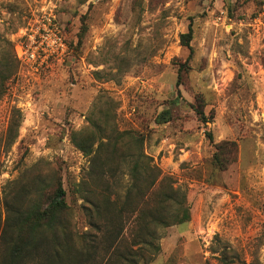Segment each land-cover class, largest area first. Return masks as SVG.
Segmentation results:
<instances>
[{"label":"rangeland","instance_id":"1","mask_svg":"<svg viewBox=\"0 0 264 264\" xmlns=\"http://www.w3.org/2000/svg\"><path fill=\"white\" fill-rule=\"evenodd\" d=\"M44 11L71 53L36 68L18 60L17 43ZM190 25L192 49L181 44ZM106 109L120 130L144 134L152 163L190 205L189 221L159 228L148 264H264V0H0V229L13 182L59 176L84 224L75 189L89 159L72 133ZM164 109L171 120L159 124ZM11 117L21 125L8 144ZM223 140L237 144L226 170L213 163Z\"/></svg>","mask_w":264,"mask_h":264},{"label":"trees","instance_id":"2","mask_svg":"<svg viewBox=\"0 0 264 264\" xmlns=\"http://www.w3.org/2000/svg\"><path fill=\"white\" fill-rule=\"evenodd\" d=\"M193 36L190 25L181 34V44L192 49ZM185 66L182 63L179 72ZM203 107L200 102L194 110L206 122ZM103 113V117L90 119L88 129L72 133L73 143L89 159L85 176L75 189L81 199L78 207L84 224L79 225L75 209L67 200L61 176L51 180L18 179L4 192L2 264H148L161 252L159 228L190 220L186 196L175 189L172 176L152 163L153 157L145 150L144 134L120 130L110 120L109 109ZM171 116L170 109H164L156 122L166 123ZM20 125V120L11 117L8 144L16 140ZM215 150L213 163L220 170L236 161V142L220 141ZM124 163L130 165V182L120 193L116 183Z\"/></svg>","mask_w":264,"mask_h":264},{"label":"built area","instance_id":"3","mask_svg":"<svg viewBox=\"0 0 264 264\" xmlns=\"http://www.w3.org/2000/svg\"><path fill=\"white\" fill-rule=\"evenodd\" d=\"M71 49L56 16L44 11L24 29L18 39L16 56L23 64L43 68L63 61Z\"/></svg>","mask_w":264,"mask_h":264}]
</instances>
